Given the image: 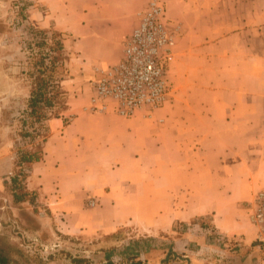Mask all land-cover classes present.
I'll use <instances>...</instances> for the list:
<instances>
[{
  "label": "crops",
  "instance_id": "0c3cea01",
  "mask_svg": "<svg viewBox=\"0 0 264 264\" xmlns=\"http://www.w3.org/2000/svg\"><path fill=\"white\" fill-rule=\"evenodd\" d=\"M161 1L180 25L169 100L122 117L87 108L89 80L120 59L147 0H35L29 18L63 33L72 76L41 157L24 164L25 188L64 233L131 230L106 259L159 264L174 244L189 264H264L246 208L264 188V0ZM142 238L161 248L136 250Z\"/></svg>",
  "mask_w": 264,
  "mask_h": 264
},
{
  "label": "rangeland",
  "instance_id": "374dc122",
  "mask_svg": "<svg viewBox=\"0 0 264 264\" xmlns=\"http://www.w3.org/2000/svg\"><path fill=\"white\" fill-rule=\"evenodd\" d=\"M37 7L35 0H0V258L4 259V264H101L118 240L126 238L131 230L110 235L101 232L67 234L58 228L54 217L35 194H28L27 199L19 201L13 198V193L26 189L25 170L17 163L19 153L25 149H40L41 136L46 133L38 122L31 121L26 107L33 81L30 72L38 51V48L27 47L28 27L54 29L31 22L30 14ZM68 53L65 68H58L55 73L62 76V80L72 76L71 52ZM61 87L66 91L67 100L70 91L65 84ZM62 112L57 107L51 110L52 114ZM15 175L21 179L20 187L12 188L11 178ZM145 239H141L136 250L160 246L161 240L157 238L147 239V245ZM173 245L168 247L171 254L166 262L162 259L169 253H166L168 248L157 256L159 264L181 262L182 252L172 248ZM120 258L112 259L117 264ZM142 258L147 260L145 256Z\"/></svg>",
  "mask_w": 264,
  "mask_h": 264
},
{
  "label": "built area",
  "instance_id": "2783aa9c",
  "mask_svg": "<svg viewBox=\"0 0 264 264\" xmlns=\"http://www.w3.org/2000/svg\"><path fill=\"white\" fill-rule=\"evenodd\" d=\"M179 33V23L166 17L163 2L147 0L138 12L136 25L123 40L120 59L94 67L87 108L112 110L122 117H130L139 108H146L150 115L166 103L169 88L165 64ZM94 203L93 198L87 200L89 206ZM246 208L255 229V240L264 243V188L252 194Z\"/></svg>",
  "mask_w": 264,
  "mask_h": 264
},
{
  "label": "trees",
  "instance_id": "16d2710c",
  "mask_svg": "<svg viewBox=\"0 0 264 264\" xmlns=\"http://www.w3.org/2000/svg\"><path fill=\"white\" fill-rule=\"evenodd\" d=\"M27 33L29 36L26 41L27 47L31 49L34 47L38 48L32 63L33 69L30 72L33 76V81L29 88L26 102L27 115L31 121L38 122L41 129L46 130L45 120L49 116L59 115L57 113L52 114L51 110L57 107L64 111L67 107L66 91L61 87L62 76H58L55 73L58 68H65L64 64L69 59V53L65 48L62 32L59 30L29 26ZM46 109L50 112L46 113ZM41 138L43 141L45 135L41 136ZM41 152V147L40 149H25L19 153L17 163L21 169H24V164L38 160L41 157ZM20 182L21 179L18 175L13 176L11 178L12 188L20 187ZM28 194L32 196L34 193L25 189L19 194L13 193V198L16 201L27 199L26 195ZM201 226L205 227V223L201 222ZM170 254L171 252L167 253L166 257L162 259L163 263L170 258ZM182 258L178 264H189ZM118 260L117 264H148L139 255L135 254L122 256ZM0 264H4L3 258H0ZM101 264L116 263L112 259H105Z\"/></svg>",
  "mask_w": 264,
  "mask_h": 264
}]
</instances>
